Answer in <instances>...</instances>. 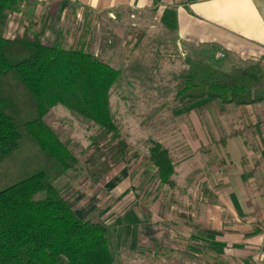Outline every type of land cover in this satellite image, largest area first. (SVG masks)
Masks as SVG:
<instances>
[{
	"label": "rangeland",
	"instance_id": "obj_1",
	"mask_svg": "<svg viewBox=\"0 0 264 264\" xmlns=\"http://www.w3.org/2000/svg\"><path fill=\"white\" fill-rule=\"evenodd\" d=\"M7 29L9 39L39 38L44 44L83 50L120 73L109 94L110 112L126 149L112 134H106L64 105L52 107L45 117V122L77 159L74 168L60 176L47 170L54 188L81 219L102 222L107 227L115 251L117 227L125 212L138 213L134 204L145 210L153 204L163 208L159 209L157 219L170 230L165 249L131 246V230L121 227L119 232L125 238L119 245L126 251L124 256L112 252L118 264L213 263L203 254L208 251L205 241L206 245L197 247L187 239L196 230L200 232L201 225L196 222L216 216L209 208H203L201 216L199 203H218L219 196L223 201L227 196L221 192L212 196L209 190L195 193L194 189L205 184L215 186L218 181L214 171L223 173L228 168V162L222 166V136L247 125L241 114L244 105L224 104L209 97L183 104L181 93L190 92L185 90L187 79L202 63L222 73L241 69L250 75L254 71L263 78L257 87L259 81H254L253 89H264V63L239 62L222 52L210 55L180 47L176 35L163 26L157 11L140 12L126 7L92 11L76 3L63 5L59 0H23L18 12L10 15ZM260 105L264 107L261 102L255 110L252 105L248 107L255 111H250L252 128L260 124ZM154 144L169 152L174 168L172 184L162 183L157 175L151 161ZM28 154L30 158L22 152L17 154L10 160L11 166L6 163L4 171L20 176L33 172L37 161L32 158L33 152ZM1 174L4 173L0 171ZM45 196L46 192H40L35 198ZM137 248L142 257L131 252ZM199 254L203 255L202 261Z\"/></svg>",
	"mask_w": 264,
	"mask_h": 264
},
{
	"label": "trees",
	"instance_id": "obj_2",
	"mask_svg": "<svg viewBox=\"0 0 264 264\" xmlns=\"http://www.w3.org/2000/svg\"><path fill=\"white\" fill-rule=\"evenodd\" d=\"M22 1L0 0V264H113L107 227L81 219L53 186L47 170L60 176L77 159L45 117L52 107L64 105L126 149L110 112L109 94L120 73L83 50L39 38H7L8 19ZM200 65L187 79L190 92L181 93L183 104L204 97L224 104L264 102V89L252 86L263 76ZM21 152L28 158L33 152L37 168L27 176L6 173V163ZM151 161L162 183L172 184L168 150L154 144ZM40 192H46L44 199L35 198Z\"/></svg>",
	"mask_w": 264,
	"mask_h": 264
},
{
	"label": "crops",
	"instance_id": "obj_3",
	"mask_svg": "<svg viewBox=\"0 0 264 264\" xmlns=\"http://www.w3.org/2000/svg\"><path fill=\"white\" fill-rule=\"evenodd\" d=\"M59 1L63 5L76 3L92 11L123 7L140 12L157 11L163 26L176 35L180 47L200 53L210 52V55L222 52L239 62L251 60L264 63V0ZM257 104L241 108L247 125L231 129L230 133L227 131L222 136V156L225 158L222 166H227L228 162V168L223 173L214 171L218 184L206 185L203 180L205 186L194 189L195 193L209 190L212 196L220 192L227 196L226 201L219 196L218 203H199L197 208H200L201 216L203 208H209L210 213L212 211L216 216H207L196 222L201 225L200 232L196 230L187 239L197 247L206 245L204 241L207 243L208 251L203 254L208 255L206 259L213 260V263L209 261L210 264H264V107H259L262 109L261 120L255 128H252L250 112L255 111L248 110L251 105L255 110ZM133 206L138 213L134 212ZM133 206L134 211L125 212L117 227V238L114 240L116 251L109 237L112 252L124 256L123 252L126 251L123 245H119L125 238L122 231L119 232L121 227L131 230L129 232L134 242L131 246L140 244L149 250L153 246L165 249L170 230L164 221L162 223L157 219L159 209L163 208L155 204L148 207L149 210L139 204ZM260 231L262 235L258 233ZM138 250L132 249L131 252H137L142 257L143 253ZM152 254L156 256L155 251ZM198 257L203 260V255L199 254ZM113 264H118L116 256Z\"/></svg>",
	"mask_w": 264,
	"mask_h": 264
}]
</instances>
